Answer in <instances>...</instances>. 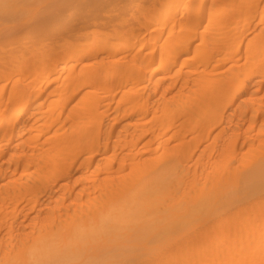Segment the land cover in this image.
<instances>
[{
	"label": "rangeland",
	"instance_id": "obj_1",
	"mask_svg": "<svg viewBox=\"0 0 264 264\" xmlns=\"http://www.w3.org/2000/svg\"><path fill=\"white\" fill-rule=\"evenodd\" d=\"M170 2L0 0L5 6L0 8V98L5 91L7 100L16 96L11 91L16 86L30 90L37 87L39 93L38 122L25 132L23 139L33 136L44 140L39 129L46 134L56 130L70 133L73 122H79L83 114H103L107 118L121 112L128 98L120 84L126 74L107 76L116 65L135 67L150 59H159L164 42L172 35L192 34L190 39L198 45L205 43L204 34L220 40L219 34H230L236 28H241L242 32L255 4L264 5V0H215L205 5L204 18L193 26H186L168 19L166 11ZM140 5L150 6V11L144 13ZM160 12L164 14L158 20ZM194 13L192 8L188 14ZM186 17H181L184 22L188 20ZM255 26V21L249 23L250 30ZM49 52L51 58L47 57ZM62 61L68 62L64 70L59 68ZM52 69L56 73L51 80L56 79V83L46 88V76ZM67 79L69 83H65ZM259 79L262 83L256 91L251 90L254 80L249 79L247 94H232L230 100L222 101V109L218 110L221 115L212 134L204 136L190 162L191 173L198 177L213 164V170L226 173L230 185L238 192L228 206H223L224 209L208 221H186L179 230L168 234L161 243L163 246L156 249V264H212L209 260L213 258L214 264H264V178L250 182L247 190L242 186L244 174L264 163V75ZM180 81L181 76L172 73L158 74L152 80L153 84L160 85ZM137 96L159 97L148 89ZM1 100L0 109L5 106ZM193 136L191 132L188 137ZM141 146L142 143L139 148ZM6 149L0 139V163L6 158L2 155ZM144 150L142 147L136 157L150 158ZM199 157L201 160L197 163ZM119 167L118 162V166L111 167L112 172ZM190 179L165 184L158 209H168L170 204L185 203L198 195L200 180ZM259 182L261 187L254 190ZM80 184V181H71V188L76 189L70 193H65L62 187L55 188L48 198L50 205L33 211L9 212L5 219L12 231L4 226L0 229V264H7L6 257L18 250L20 245L16 242L21 238L44 237L58 230L64 232L72 224L90 217L91 211L121 199L130 186L120 178L86 180L89 188L80 193L77 191ZM62 232L50 241L52 245L42 248L51 252L38 251L28 261L19 257L15 264H91L96 260L91 248L68 244L70 239L66 243ZM212 247L214 255H208L206 252Z\"/></svg>",
	"mask_w": 264,
	"mask_h": 264
},
{
	"label": "bare ground",
	"instance_id": "obj_2",
	"mask_svg": "<svg viewBox=\"0 0 264 264\" xmlns=\"http://www.w3.org/2000/svg\"><path fill=\"white\" fill-rule=\"evenodd\" d=\"M214 1L171 0L166 13L174 23L193 26L205 17V5ZM2 4L0 8L4 9ZM254 7L242 32L236 28L230 34H219L220 40L204 34L205 43L198 45L190 39L192 34L172 35L164 42L159 59H150L135 67L116 65L107 76L126 74L120 83L128 96L126 106L107 118L103 114H83L79 122H73L70 133L56 130L46 134L39 129L44 140L33 136L24 140L25 132L38 122L37 87L34 90L26 86L12 87L16 96L8 100L4 92L0 98L5 104L0 109V139L7 149L2 153L6 158L0 163V229L4 226L12 231L5 219L9 212L33 211L50 205L48 198L55 188L62 187L65 193L74 191L76 188L70 186L73 180L80 181L77 189L80 193L89 188L86 180L120 178L130 185L121 199L91 211L90 217L72 224L64 232L21 238L16 242L20 245L18 250L6 257L7 264H15L19 257L28 261L38 251L51 252L42 248L52 245L50 241L61 232L66 243L70 239L68 244L91 248L96 258L91 264H156V249L163 246L161 243L168 234L179 230L186 221L206 222L224 209L223 206H228L238 192L230 185L229 176L213 170V164H209L198 177L191 173L190 162L204 136L212 134L221 115L218 110L222 109V101L230 100L232 94H247L249 79L254 80L253 91L262 83L259 78L264 75V5L259 3ZM192 8L195 13L188 14ZM140 9L148 13L150 6L140 5ZM185 16L186 22L182 19ZM252 21L257 26L250 30ZM194 44L196 47L192 50ZM47 57L51 58L52 53ZM67 66L68 62L62 61L59 68L64 70ZM55 73L54 69L47 73L46 88L56 83V79L51 80ZM166 73L179 74L181 81L153 84L154 76ZM69 82V79L65 81ZM147 89L159 97L137 96ZM86 94L91 97V92ZM191 132L194 136L188 137ZM142 147L150 158L136 157ZM199 160L201 157L196 162ZM118 162L119 169L112 172L111 167L118 166ZM189 178L200 180L198 195L186 204L181 202L170 204L168 209H158L165 184ZM262 178L264 163L244 174L243 189L247 190L250 182ZM261 185L255 184L254 190ZM206 253L214 255L213 247ZM209 261L214 264V258Z\"/></svg>",
	"mask_w": 264,
	"mask_h": 264
}]
</instances>
